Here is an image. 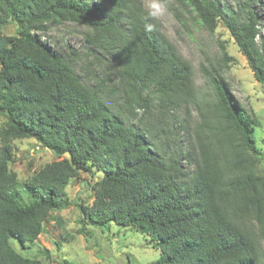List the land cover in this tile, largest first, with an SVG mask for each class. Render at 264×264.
<instances>
[{
    "label": "trees",
    "instance_id": "trees-1",
    "mask_svg": "<svg viewBox=\"0 0 264 264\" xmlns=\"http://www.w3.org/2000/svg\"><path fill=\"white\" fill-rule=\"evenodd\" d=\"M177 1L209 31L223 22L264 84V0H237L234 10ZM150 12L143 0H0V264H45L12 240L35 245L84 170L100 178L82 221L145 233L160 251L153 264H264L261 121L234 94L228 64L203 68L209 88L198 86ZM65 22L87 27L85 45L105 66L92 82L77 54L44 37ZM184 105L189 117L179 120ZM25 138L59 159L20 180L10 165L14 140Z\"/></svg>",
    "mask_w": 264,
    "mask_h": 264
},
{
    "label": "rangeland",
    "instance_id": "rangeland-1",
    "mask_svg": "<svg viewBox=\"0 0 264 264\" xmlns=\"http://www.w3.org/2000/svg\"><path fill=\"white\" fill-rule=\"evenodd\" d=\"M218 1L222 6L236 9L237 0ZM143 2L150 11L153 2L162 5V10L156 17L180 54L192 64L196 84L202 89L209 88L203 68L211 70L213 65L224 67L228 64L229 67L223 72L231 83L234 94L243 107L249 113H254L261 121V125L256 128L255 136L257 145L263 153L264 167V84L255 77L247 58L240 52L229 29L220 22L214 31H209L187 6L177 0H168V4L176 8L175 12L160 0ZM257 10L264 32V6L258 5ZM86 29L85 25L65 22L50 25L44 37L54 49L66 54L70 51L77 54V70L86 76H83L86 80L92 82L90 78L96 73L95 69H103L105 66L85 45ZM5 31L14 33L15 26L11 24ZM139 112L144 114L143 109H139ZM177 117L179 120L189 117L185 105L178 110ZM14 145V161L10 168L18 174L20 180L27 179L48 162L59 159L49 149L36 144L32 138L16 139ZM99 178L100 175H92L90 171H80L79 176L74 178L66 189L71 200L70 205L54 212L59 220H47L36 244L27 251L21 248L18 241L12 240L17 250L25 255L38 257L45 264H64L63 261L69 264H153L158 259L160 251L149 243V237L145 233L115 223L102 229L86 226L82 221L80 205L93 202L94 191L90 183ZM84 228L85 231H82Z\"/></svg>",
    "mask_w": 264,
    "mask_h": 264
},
{
    "label": "clouds",
    "instance_id": "clouds-1",
    "mask_svg": "<svg viewBox=\"0 0 264 264\" xmlns=\"http://www.w3.org/2000/svg\"><path fill=\"white\" fill-rule=\"evenodd\" d=\"M152 11L150 12V15L156 16L158 12L162 10V5L159 2H153L152 5Z\"/></svg>",
    "mask_w": 264,
    "mask_h": 264
}]
</instances>
